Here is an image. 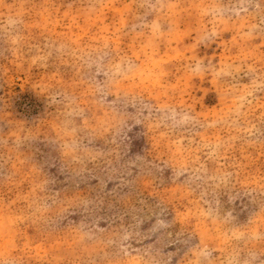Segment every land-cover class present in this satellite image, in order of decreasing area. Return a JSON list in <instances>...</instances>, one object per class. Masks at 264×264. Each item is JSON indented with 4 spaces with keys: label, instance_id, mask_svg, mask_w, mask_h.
Instances as JSON below:
<instances>
[{
    "label": "rangeland",
    "instance_id": "1",
    "mask_svg": "<svg viewBox=\"0 0 264 264\" xmlns=\"http://www.w3.org/2000/svg\"><path fill=\"white\" fill-rule=\"evenodd\" d=\"M0 264H264V0H0Z\"/></svg>",
    "mask_w": 264,
    "mask_h": 264
}]
</instances>
